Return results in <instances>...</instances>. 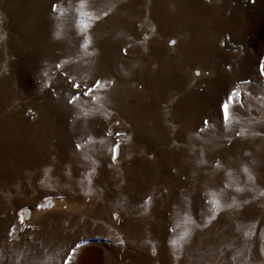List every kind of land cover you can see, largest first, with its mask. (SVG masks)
<instances>
[{
  "label": "rangeland",
  "instance_id": "obj_1",
  "mask_svg": "<svg viewBox=\"0 0 264 264\" xmlns=\"http://www.w3.org/2000/svg\"><path fill=\"white\" fill-rule=\"evenodd\" d=\"M262 68L264 0H0V264H264Z\"/></svg>",
  "mask_w": 264,
  "mask_h": 264
},
{
  "label": "snow or ice",
  "instance_id": "obj_2",
  "mask_svg": "<svg viewBox=\"0 0 264 264\" xmlns=\"http://www.w3.org/2000/svg\"><path fill=\"white\" fill-rule=\"evenodd\" d=\"M171 43H174V41ZM74 87H78V85H74ZM234 99H235V93L229 94L228 102L222 103V105H221V112L224 115L226 120L228 117L229 102L233 101ZM205 123H207V122H205ZM79 147L80 146L77 145V148H79ZM117 154H118V146L113 149V155H112L113 162H115Z\"/></svg>",
  "mask_w": 264,
  "mask_h": 264
},
{
  "label": "clouds",
  "instance_id": "obj_3",
  "mask_svg": "<svg viewBox=\"0 0 264 264\" xmlns=\"http://www.w3.org/2000/svg\"><path fill=\"white\" fill-rule=\"evenodd\" d=\"M262 74H264V68H262Z\"/></svg>",
  "mask_w": 264,
  "mask_h": 264
}]
</instances>
